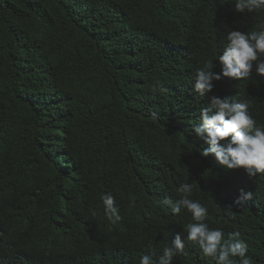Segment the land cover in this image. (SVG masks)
I'll list each match as a JSON object with an SVG mask.
<instances>
[{
    "label": "trees",
    "instance_id": "16d2710c",
    "mask_svg": "<svg viewBox=\"0 0 264 264\" xmlns=\"http://www.w3.org/2000/svg\"><path fill=\"white\" fill-rule=\"evenodd\" d=\"M0 264H264V0H0Z\"/></svg>",
    "mask_w": 264,
    "mask_h": 264
}]
</instances>
